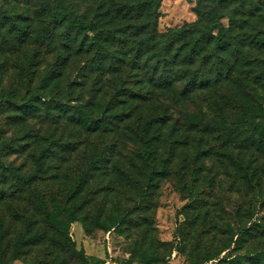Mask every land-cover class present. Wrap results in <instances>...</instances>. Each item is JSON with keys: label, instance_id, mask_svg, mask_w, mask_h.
I'll return each mask as SVG.
<instances>
[{"label": "rangeland", "instance_id": "rangeland-1", "mask_svg": "<svg viewBox=\"0 0 264 264\" xmlns=\"http://www.w3.org/2000/svg\"><path fill=\"white\" fill-rule=\"evenodd\" d=\"M257 1L263 19L264 0ZM197 2L163 0L159 30L192 22L197 18L193 11ZM41 4V0H0V14L8 11L14 18L31 23L34 35L39 36ZM14 33L8 23L0 24V95L6 92L13 100L0 102V191L4 193L0 197V225L7 229L4 244L10 250L18 236L33 240L24 245L21 258L5 264H81L76 254L59 244L60 231L47 230L42 216L32 212L26 200L28 192L17 188L15 182L19 176H39L40 168L42 190L61 191L83 173L86 156L91 153L98 154L100 161L97 168L88 171L86 185L80 190L86 202L80 212H87L89 229L79 220L71 228L77 248L84 250L91 264H125L133 257L132 264H142L138 261L140 250L155 247L157 264H187L185 251L198 243L202 251L208 246L214 250L227 247L212 260H221V264L230 263L238 254L250 259L264 253V151L258 145L242 150L235 147L240 133L248 136L254 132L261 137L264 79L255 87L263 110L251 118L240 109L246 95L237 97L228 87L197 89L190 97L168 94L157 102L167 120L154 130L168 133V137L161 140L157 172L149 185L148 167L139 161L130 138L132 126L141 123L146 114L131 106L120 108L99 135L82 127L77 116L45 109L39 113V102L37 109L22 110V97L39 90V78L31 83L21 79L6 61L15 51L11 47ZM45 51L54 52L53 48ZM260 57V67L257 63L249 66L258 74L264 72V52ZM75 77L73 72L69 82L61 79L62 99L74 104L83 92L81 101L94 100L97 111L107 97L104 89L98 85H86L85 91L79 85L71 88ZM124 109L134 114L118 118ZM244 166L255 170L258 187L248 183ZM194 168L196 180L191 176ZM142 188L147 191L144 196ZM120 212H127L120 228L110 227ZM244 228L248 231L242 233ZM257 264H264V259Z\"/></svg>", "mask_w": 264, "mask_h": 264}, {"label": "trees", "instance_id": "trees-1", "mask_svg": "<svg viewBox=\"0 0 264 264\" xmlns=\"http://www.w3.org/2000/svg\"><path fill=\"white\" fill-rule=\"evenodd\" d=\"M41 1L39 36L34 35L31 23L14 18L8 11L0 14L1 26L8 23L15 32L11 40L15 51L6 56V61H10L21 79L31 83L39 78V90L28 91L22 97V110L37 109L39 102V113L45 109L77 116L82 127L99 135L104 132L101 127L118 115L114 112L120 108L131 106L146 114L141 123L132 126L130 138L139 161L148 167L146 182L149 185L157 172L161 140L168 137V133L154 130L156 125L167 120L157 102L166 99L168 94L177 98L190 97L197 89L219 91L228 87L237 97L246 95L240 106L246 118L263 110V104L256 99L255 87L263 81L264 72L258 74L249 67L255 63L260 67V54L264 52V17L261 19L257 0H198L193 7L196 19L180 28L170 26L163 32L159 30L163 0ZM225 18L227 24L223 23ZM45 48H53L54 52L45 51ZM73 72L76 77L74 83L71 81V88L79 85L85 91L86 85H98L104 89L107 97L97 111L93 108L94 100L81 101L83 92L77 103L62 99L61 79L69 82ZM95 94L98 93L95 91ZM0 102L6 104L13 100L2 92ZM133 114L124 109L118 118L124 120V116L130 118ZM260 133L261 137L254 132L248 136L237 133L235 147L242 150L258 145L264 151V129ZM90 155L86 156L83 173L75 176L73 184L61 191L42 190L40 168L39 176H19L21 179L15 182L17 188H25L28 192L26 200L32 212L42 216L47 230L60 231L59 244L76 254L81 264L91 263L84 250L77 248L71 228L79 220L89 229L87 212H80L86 203L81 199L80 190L86 185L84 179L88 171L97 168L100 161L98 154ZM243 169L248 183L258 187L255 170L245 166ZM191 176L196 180L195 168ZM142 192L143 196L147 194L144 188ZM3 196L0 191V197ZM126 215L127 212L118 213L112 218L110 227L119 229ZM246 231L248 229L244 228L241 232ZM6 234L7 229L0 225V264L21 258L24 245L33 240L26 235L18 236L10 250L4 244ZM226 248L214 250L208 246L202 251L198 243L188 252L183 250L188 257L187 264H221V260H212ZM156 250L157 247L141 249L138 261L157 264ZM135 259H128L125 264H132ZM262 259L264 253L250 259L246 254H238L227 264L249 261L257 264Z\"/></svg>", "mask_w": 264, "mask_h": 264}]
</instances>
